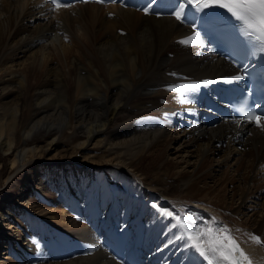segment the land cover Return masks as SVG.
<instances>
[{
    "label": "bare ground",
    "instance_id": "obj_1",
    "mask_svg": "<svg viewBox=\"0 0 264 264\" xmlns=\"http://www.w3.org/2000/svg\"><path fill=\"white\" fill-rule=\"evenodd\" d=\"M34 1L0 0V57L26 34L40 37L61 31L69 35L80 33L89 46L85 50L75 46L77 56L72 59L69 57V50L74 47L72 42L63 45V40L57 38L52 50L55 54L47 48L33 53L30 67L22 63L12 70L7 66L9 59L0 61V146L5 154L0 157V169L2 162L9 159L6 155L10 156L11 172H16L29 159L43 158L46 149L50 153L58 152L64 131L70 129L76 135L72 154L79 152L86 159L95 158L90 146H100L104 157L127 169L154 159L149 163L153 175L160 169L165 171L144 188L172 200L195 189L191 182L198 173L196 170L193 176L179 174L174 181L165 180L166 166L171 165L161 162L171 140L167 137L170 129L166 122L172 120L177 124L176 133L196 149L201 165L209 155L219 156L220 161L238 156L236 172L239 176L242 170L245 172L244 185L255 172L264 173V131L254 124L238 125L217 88L224 83L222 78L237 74L205 41L203 46L178 42L196 31V20L189 16L185 23L176 21L169 14L173 0H157L152 11L160 13L159 16L138 10L150 0H125L127 7H122L120 2L108 6L91 2L73 5L51 11V20L44 26L30 27L25 21L37 17L39 11ZM202 80L217 82L191 94L190 103H182L178 93L169 91L170 86ZM38 136L44 137L45 146L37 144ZM67 151L60 150L57 158ZM119 174L113 170L114 177ZM41 176L44 178V174ZM61 189L60 193V188L50 181L33 188L35 196L29 203H20L30 192L28 188L14 198V204H0L1 221L10 219L5 215L26 217L20 223L23 230L16 241L28 252V257L17 258L16 262L165 264V259L149 248L151 242L138 240L139 224L126 221L125 214L113 210L95 213L93 207L80 209L78 201H69L68 190ZM9 194L13 198L18 192L10 190ZM244 196L243 190L239 207L244 204ZM189 200L192 202L184 200V210L192 212L194 217L203 213L209 221L214 217L209 211L217 212L216 207L209 205L210 199L205 202L191 197ZM263 223L255 230L248 226L245 232L236 233L255 264H264V250L248 241L244 233L260 232ZM36 229L39 232L34 237ZM164 234L165 231L152 232L147 241L160 240ZM116 245L120 255L111 251ZM9 246L0 249H11ZM164 253L167 254L165 250ZM183 256L175 257L174 264H189L184 263ZM187 256L191 257L188 253Z\"/></svg>",
    "mask_w": 264,
    "mask_h": 264
},
{
    "label": "rangeland",
    "instance_id": "obj_2",
    "mask_svg": "<svg viewBox=\"0 0 264 264\" xmlns=\"http://www.w3.org/2000/svg\"><path fill=\"white\" fill-rule=\"evenodd\" d=\"M35 2L39 10L38 13L35 14L37 17L25 22L30 27H32V25L36 27L39 26V24L44 26L47 22H50L53 13L41 7V4H38L36 0L34 3ZM57 38L63 40V45H70L72 42L74 47L71 50L73 53L69 50L71 53L69 57H72V59L77 56L74 52V50H76L75 46L82 47L83 50L89 46V41L80 33L79 35L78 33H76V35H69L61 31L40 37L26 34L18 38L17 41L19 43L17 42L18 44H15L12 49L7 50L6 55L4 54L0 57V61L9 59L10 62L7 63V66H11L12 70L18 69L19 64L22 63L24 64L23 66H29L31 55L35 52H44V49L47 48L52 55L55 54L52 53V50L54 49V44L57 43ZM68 54L69 52H67L66 55ZM65 70L67 71V69ZM1 76L0 72V77ZM166 125L168 129H170L167 137L171 140L161 163L167 162L171 166H166L168 167V171H166L165 175L168 177H166L167 179L165 178V180L168 182L174 181L178 178L179 174L193 176L195 174L194 172L198 170V173H196L191 182V186L194 185L195 189L189 192L186 191L188 195L182 193L183 195L180 197L176 196L173 197L172 200H169L165 196L157 195L156 192H147L145 190V184L154 183L156 178L162 177L160 175L165 171V169H160L158 173L153 175V170L150 169L151 166L149 163L154 162V159L137 165L135 169H127L111 162L109 157H104L103 148L100 146H90V153H94L96 155L95 158L86 159L79 152L72 154V141L76 138V135L72 134V130L67 129L64 131L65 136L59 144L60 150H68L63 154L64 156L62 155L63 157L57 158L60 150L50 153L46 149L43 158L38 159V156H36L29 159L21 165L16 172H11L10 156L6 155L9 159L2 162V167L0 169V204L7 202L14 204V198L25 191L27 192L28 188L31 189L30 192L25 194V197L20 200V203H29L35 196L33 188L36 189L39 184H47L51 181L55 186L60 188V193L62 192L61 188L68 190L71 199H69V201H74L76 203L78 201L80 209L88 210L90 207H93L91 210L94 211L97 207L99 211H94L95 213H104V211L107 210L112 212L113 210L118 214H125L126 221H130V223H134L135 225L139 224L140 230L138 236H141L142 242H151L149 248L152 249L156 255L160 254L161 257L165 254V250L167 254L164 257L170 258L165 260L166 264H172V260L175 256L177 257L178 254L184 255L182 258V260L185 259L184 263L190 262L193 256L188 252L191 257H185L187 253L184 249L181 251L177 243H170V239L173 234L176 233V229L171 228L170 224L172 221L170 219H165L158 214L153 204L170 210L172 209V205H176L182 212L193 215L192 212L184 210L185 201H187V203L192 202L189 200L191 197L194 199L196 198L197 201L210 199L208 201L209 205L211 204L213 207H216L215 211H217L214 213L206 209L211 212V215L214 214V217L227 221L225 224L232 229L239 228L243 230L242 232H245V228L249 226L255 230L257 225L261 221H264V173L261 171L255 172V175L248 179L247 183L244 185L245 181L242 176L245 172L242 170L240 176L238 171L236 172L238 156L232 155L229 157L230 160L220 161L217 160L219 156L209 155L207 161L201 165L200 158L195 154L196 149L189 147V142L176 133L177 124L169 120L166 122ZM36 139L39 140H37V144L41 146L46 145L43 136H38ZM2 156H5V154L0 146V157ZM51 157L52 159H49ZM55 157L57 159H53ZM118 167H120V169ZM259 168L262 170L261 166H259ZM115 169L120 173V176L117 178L113 176V170ZM42 174H44L45 179L42 178ZM6 178L7 181H5ZM110 185L112 187L111 189L109 188ZM10 190H15L18 194L12 198L9 194ZM243 190L245 191V201L244 204L239 207L240 195ZM27 196L30 197V200ZM58 196L61 198L60 194ZM205 202H207V200ZM181 204H183V206ZM6 206L8 208V205H4V207ZM5 212H7V210ZM17 213H19V211ZM202 214L198 215L200 221L197 223L206 222L209 218L207 215ZM74 215L76 214L74 213ZM34 216L40 218V215L36 213H34ZM5 218L10 219L5 221L0 220V246L10 245L9 247H11V249L8 248L5 250L1 247L0 264H19V262L15 261L17 258L26 260L28 257V252L24 250L20 242L16 241V236L20 235L23 230L20 223L25 220L26 217L25 215H20L18 218H12L9 215H5ZM234 221H238V223L234 224ZM260 225H262L259 230L260 232L253 233L250 231L249 233L259 235L264 239V223ZM38 230L39 229H36L35 234H33L34 237L39 232ZM157 231H165L164 236L159 240L160 243L159 241L155 243L156 241H152L151 239V241H147V238L151 237V233ZM30 235H28V238ZM145 239L146 241L144 242ZM261 248L264 250V247ZM161 253H163V255H161Z\"/></svg>",
    "mask_w": 264,
    "mask_h": 264
},
{
    "label": "snow or ice",
    "instance_id": "obj_3",
    "mask_svg": "<svg viewBox=\"0 0 264 264\" xmlns=\"http://www.w3.org/2000/svg\"><path fill=\"white\" fill-rule=\"evenodd\" d=\"M81 3H88L90 0H78ZM95 3H116L117 0H94ZM122 7H127L125 0H119ZM157 0H150L145 6L139 8L145 15L153 13V5ZM45 3L52 5L50 11L58 12L61 9L70 8L73 5L63 0H45ZM43 7V4L40 5ZM219 9L222 15L206 11ZM169 14L178 22L185 23L187 18L192 16L194 20H199L204 27H210L214 22L227 18L232 22L236 35L238 55L242 58L241 63L233 59V64L239 69L237 75L222 78L224 83L243 79L248 75V69L252 58L258 54L264 58V0H173ZM202 14V15H201ZM109 15H113L109 13ZM67 39V37H66ZM184 45L203 46L204 40L200 31H195L192 35L178 41ZM172 75H176L173 73ZM215 80H202L176 84L169 87V91L179 94L181 102L190 103L191 94L198 92L201 87H206ZM259 108V105H256ZM240 118L236 121L254 124L261 131H264V113H256L244 102L236 109ZM250 134V133H249ZM158 214L172 221L171 228L176 229L173 239L182 242L183 249L190 252L194 259L189 264H255L252 256L242 247L243 241L236 233L243 230L232 229L227 224L212 217L209 221L197 223L198 217L190 213H184L176 205L172 209L160 207L153 204ZM248 241L264 247V239L253 233H244Z\"/></svg>",
    "mask_w": 264,
    "mask_h": 264
}]
</instances>
